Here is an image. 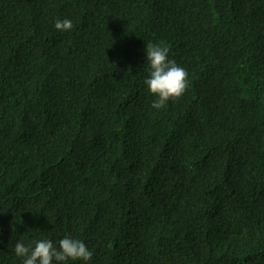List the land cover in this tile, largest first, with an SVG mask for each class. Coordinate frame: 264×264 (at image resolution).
<instances>
[{
  "label": "trees",
  "instance_id": "trees-1",
  "mask_svg": "<svg viewBox=\"0 0 264 264\" xmlns=\"http://www.w3.org/2000/svg\"><path fill=\"white\" fill-rule=\"evenodd\" d=\"M147 42L188 73L159 110ZM65 235L89 264H264V0H0V264Z\"/></svg>",
  "mask_w": 264,
  "mask_h": 264
},
{
  "label": "clouds",
  "instance_id": "clouds-1",
  "mask_svg": "<svg viewBox=\"0 0 264 264\" xmlns=\"http://www.w3.org/2000/svg\"><path fill=\"white\" fill-rule=\"evenodd\" d=\"M55 30L63 33L71 31V19H56ZM169 47L161 43L147 42L144 45V64L147 75L144 77L145 90L154 97L151 107L159 110L173 99L181 97L188 86V73L185 68L169 58ZM13 254L22 259V264H89L93 251L79 238L65 235L53 241L44 237L25 244L17 240Z\"/></svg>",
  "mask_w": 264,
  "mask_h": 264
}]
</instances>
